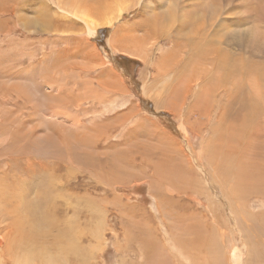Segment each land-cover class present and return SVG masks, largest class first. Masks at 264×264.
I'll return each instance as SVG.
<instances>
[{"label":"rangeland","instance_id":"obj_1","mask_svg":"<svg viewBox=\"0 0 264 264\" xmlns=\"http://www.w3.org/2000/svg\"><path fill=\"white\" fill-rule=\"evenodd\" d=\"M41 1L6 0L3 7L7 8V12L0 24V191L5 194L16 193V199L14 197L7 204L9 212H6V207H0V252L4 254L1 255L0 264H12V254L21 257L19 264H46L47 256L54 254L52 248L51 252L46 250L51 247L58 229H63L65 224L70 227L72 234L79 237L76 236L80 250L77 255H66L67 259H63L60 264H164L162 262L166 259L167 264H232L229 254L233 246L242 247V234L245 239H249L246 255L250 263L260 264L259 260H264V219L260 216L264 211L257 210H264V201L247 200L256 213H262L257 216L261 220L254 217V223L242 217L239 222L241 226L237 225L241 230L233 226V220L227 219L229 212L226 207L216 206L215 212L220 209V214L223 212L224 216L221 229L217 225L213 229V224L209 222L208 225H199L203 228L201 231L198 225H187L181 220L180 214L176 213V200L175 208H172V202L165 199L162 193L172 195L173 190L184 185L187 175L184 172L187 171V164H190L189 158L203 135L210 134L214 143L222 140L221 144L229 148L226 145L228 140L239 132L245 133L247 137L244 138L256 146H253L256 153L253 151L250 157H259L264 162V129L252 131L261 120L264 123V118L253 119L255 123L251 117L242 120L245 122L233 121L234 129H223V133L221 126L227 121L216 123L215 112L210 118H199L198 121L194 120V114L187 113L192 116H189L190 124L183 132L179 126L180 117L166 109L163 103L156 105L151 93L142 89L155 71L153 64L159 55L157 48L162 45L165 50L170 49L172 42L169 37L157 38V43L149 48V57L148 53L144 59L135 58L128 51L135 48L138 42L128 35L124 36L121 33L123 30L117 36L121 38L118 39L119 44L113 46L109 40L114 28L122 22L129 26L128 31L131 30L135 20L131 17L138 13V9L131 15H124L112 27L99 28L94 36H81L84 39L81 42L78 34L82 33L83 23L58 7L53 0H44L52 8L49 10L50 16L44 17L48 10ZM153 1V5L159 7L164 3L161 0ZM208 1L218 4V9L224 7L221 14L228 18V25H234L241 14L264 33V12L261 11L264 0ZM243 2L246 5L243 6ZM130 33L142 39L147 47L154 39L147 28ZM263 43L256 44L258 47L255 45L251 51L240 47L243 53H247L248 68L259 64L262 67ZM119 47L124 49L123 52ZM92 48L98 60L91 55ZM251 106L249 104L247 110ZM248 127L251 131L247 130ZM242 128L244 131H241ZM215 150H219V147ZM260 151L263 153H258ZM243 152L244 149H241V157L245 158ZM215 159L212 160L213 164L216 163ZM165 187L172 190H165ZM184 195H179L181 202L187 199ZM2 203L0 201V205ZM204 205L194 203L193 206L203 210ZM48 207L53 208V214L48 211ZM45 208H48L47 212ZM14 211L19 213L15 222ZM22 216L26 217V221ZM20 218L25 225L20 223ZM63 219L64 227L61 226ZM21 224L35 230L47 227L43 228V236H37V241L46 247L38 246L44 252L41 258L23 260V249L21 246L19 248ZM205 228L213 232L215 230V239L220 241L218 233L223 231L225 234V241L218 242L220 247L223 246L221 253H218L220 247L216 245L214 249L211 247L214 250L212 252L208 246L178 248L167 241L168 232L186 238V234L188 237L192 235L191 230L198 235ZM243 228H249V237ZM153 236L156 240L152 239ZM149 239L153 240L151 244ZM142 241L148 244L144 245ZM10 242L11 245H8ZM188 247L189 252L186 251ZM146 249L148 252H145ZM215 250L217 255H214ZM215 259L219 261L215 263ZM15 261L14 258L13 264Z\"/></svg>","mask_w":264,"mask_h":264},{"label":"bare ground","instance_id":"obj_2","mask_svg":"<svg viewBox=\"0 0 264 264\" xmlns=\"http://www.w3.org/2000/svg\"><path fill=\"white\" fill-rule=\"evenodd\" d=\"M53 1L56 5H58V7L62 8L66 13L75 16L79 21L83 23L84 28L82 30V33L78 34V37H79L78 40L81 42H83L84 40L83 38H81V36L84 38L86 35H89V34L90 35L88 37L94 36L96 35L99 28H103L105 26L112 27L113 24L116 25V23L119 22L120 19L124 15H127V14L131 15V13L135 12L136 9H138V13H134L132 17L130 16L131 18L135 19L133 24H131L132 28L130 31H134L140 28H142L143 30L147 28V30H149L152 33V38H154L153 41H151L149 44V47H147L146 44L143 43V40L138 38L137 35L131 34L130 31H128L129 26L125 22H122L118 24L112 31L113 34L109 41L111 42L113 46L120 43L119 40L121 38L119 39V37L117 38V36H119L118 33L123 30L121 33L124 34V36L128 35L127 37L135 39V42L136 41L138 42V45L135 46V48L133 49L131 48L130 51H133V52H130V51L128 52L130 54H133L135 58L137 57V58L144 59V57H146V55L150 51L149 48L153 46L157 38L161 37L165 39V37H169L168 39H170L172 42L170 49L165 50L162 47V45H160L157 48L156 52L159 53V55L157 56V59L154 62V64L152 63L153 65H155V68H154L155 71L149 83L145 86H142V89L144 91L147 90L149 91V93H151L152 95L151 97H153V100L156 103V105H158V103H163L166 109L173 112L176 115V117L177 116L180 117L181 122L179 126L183 132L186 131L187 126L190 124L189 116L190 117L192 116L191 114H187V113L194 114L195 115L194 120L198 121L199 118H205V117L210 118L213 112H215L214 118L217 121L216 123H220V121L223 122V120L227 121L226 123H224L223 126H221L222 131L223 129L225 130H230L231 128L234 129L233 121H236V120L242 121L243 119L244 120L247 119V117H251L252 122L255 123L253 119L264 118V61H262V67H259L260 65L259 64L257 65L258 67L253 65L252 67L248 68L247 66L248 62H246L247 53H243V49H245V51L250 50L256 44H261L264 41V37H263L264 33L258 27L250 24L249 19L244 17L245 15L240 14L239 19L236 21L234 25H228L227 24L228 18H226V16H222L221 14V10L224 7H222V9L221 8L218 9V6H219L218 4L216 3L213 4L212 2L208 0H161V1H164V3L160 7L157 5H153L152 0H124V1H120V0H90V1L53 0ZM65 1H67L69 4ZM5 3H6V0H3L2 5H0L1 6L0 7V24H2V22L4 21V20H1L2 16H4V14L7 12V8L3 7ZM41 3L45 4L48 10V12L45 13L43 16L44 17L50 16L49 10H51L52 8H50L44 0H42ZM242 5L244 6L246 4L244 3ZM155 6H157V9ZM99 11L101 12L100 15L98 14ZM261 11L264 12V6L261 7ZM255 12H257V10ZM59 15H62L65 17V15L63 14H59ZM136 17L138 20H136ZM128 47L129 45H127V48ZM240 47H242L243 49ZM256 47L258 46L256 45ZM118 49L121 50L122 52L124 50V49H121L120 47ZM93 51L91 52V55H94L98 60L99 57H97L98 55L95 49H93ZM150 54L151 52L148 54V57L150 56ZM87 55H89V52ZM218 96H220V99H218ZM186 101H188V103ZM185 102L187 104L186 106H185ZM249 104H252V106L249 108L250 110H247ZM216 108L218 109L216 110ZM242 122H245V121H242ZM248 122L249 121H247V123ZM259 128L264 129V123L262 120L261 122H259L257 125L254 126L252 131H256ZM247 130L251 131L249 127ZM241 131H244V128H242ZM223 133L225 132L223 131ZM234 133L235 131L233 132V134ZM239 133L237 134L236 132L238 136L235 135L233 139L228 140L229 142L226 145L229 148H226V146H224V143L221 144L222 140L218 143L217 142L214 143L213 137L210 134L206 135L205 137L204 135L201 136L199 138L198 146L195 149H193L192 156L189 158L190 164H187V168L185 169V171L187 170L186 171L187 173L184 172V174H187V175L185 177L186 181L184 178L182 179L183 181H185L184 185L181 188L173 190L174 193L172 192L173 193L172 195H169L170 193L169 194L168 193L165 194V192L162 193L163 195H165V199L167 198L170 202H172L171 203L172 208H175V207L177 208L176 209V213L178 212L177 215L180 214L179 218H181V220H184L187 225L196 224L198 225V227H200L199 225H203V224L208 225L210 222L211 224H213V229H214V225H217L220 228V224L222 220L224 219V216L222 215L223 212L220 214V211H219L220 209L217 212H215V210H217L215 208L216 206H219L220 208L226 207L229 212V214L227 215V219L233 220L232 222L233 226H236L238 228L239 226H241L239 225L241 224L239 222L242 220V217L249 221H253V220L255 221L254 217H256L258 220H261L260 219L261 217L258 218L257 216H259L262 213H258V212L256 213L255 212L256 210L250 207L247 200L254 199L260 202L264 201V162L259 157L256 159H253L252 157H250V155L253 154V151H254L253 148L256 146L251 145V143L248 142V140L244 138V137H247V134L245 133L241 134V132ZM251 135L249 134L248 136H251ZM244 139L246 140L245 142H244ZM188 143H189V140H188ZM217 147H219V150L216 151L215 149ZM241 149H244L243 153H245L244 154L245 158L244 156L241 157ZM257 149L255 148V150ZM261 152L263 153V151H260L258 153H261ZM194 155L196 157H193ZM214 157H216L215 164H213L212 162ZM198 160L202 163V165L199 163ZM156 180H159V179L157 178ZM172 189L165 187V190L171 191ZM15 194L16 193H12V192L5 194L4 191L3 192L0 191V201L3 202L2 205H0L1 209L2 208L5 209L6 207L5 209L6 212L10 211V209L7 208V204L8 202L11 203V200H13V198L15 197ZM179 195H184L187 199L181 202V198L179 197ZM189 197L192 198L193 200H190ZM175 200L178 206L174 205ZM234 200H236V202H234ZM194 203L195 205L205 204L202 207L203 210H199L201 208L199 209L195 208L196 206L195 207L193 206ZM11 206L13 207L14 205L11 204ZM48 208H45L46 212H47V209L49 212L53 211L52 207H48ZM262 209L257 210V211H264ZM167 213L169 214V211ZM174 214H175V211H174ZM14 216L15 218H13V220L15 222L19 216V213L16 212ZM260 216H263V219H264V214ZM22 218H24V220L26 221L25 216L24 217L22 216ZM58 218L56 219V221L58 220ZM65 219L62 220L63 223L61 226L65 224L64 223ZM244 219L243 221H245ZM70 220H72V218H70ZM49 221L51 220L49 219ZM21 222L23 225H25L22 219L20 223ZM51 223L53 224L52 221ZM51 223H49L50 226H52ZM68 223H69V220H68ZM22 224L21 226H19V248L21 246V248L23 249V253H22L24 255L23 260L26 262L34 257L36 259L41 258L44 252H42L40 247L38 246L42 247L44 245L37 241V236L39 235L40 237L42 234H44L45 232L43 230L44 227L41 228L42 230L41 229L35 230V228L33 227H30L27 229V227L22 226ZM69 224L68 226H70ZM46 225L48 226V224ZM147 225H146V228H147ZM66 226L67 225L65 224V227ZM65 227L63 229L61 228V230L58 229L59 231L57 235L55 234L56 235L55 239L53 240L52 244H50L51 247L47 248L46 250L47 252L48 250L49 252H51L52 250L50 251V248H52L54 250V254L52 253L53 255L47 256L46 258L47 262H45L46 264H60V262L63 259L64 260L67 259L66 255H68L69 253L70 254L75 253L76 255L79 254L78 251L80 250V247L77 245L78 236L72 234L70 227H66V228ZM45 228L47 227L45 226ZM201 228L202 227H200V229ZM52 230L50 231L52 232ZM84 230L85 229H83V233H84ZM248 230L249 228L243 231V232H247L246 234L247 237L250 236L249 235L250 233L248 234ZM219 231H222V230H219ZM191 232H192L191 233L192 235L188 237L189 235L186 234L187 235L186 238H182L181 235L179 236V235L172 234V232H168L167 241L171 242L174 247L186 248V246L191 245L192 249L194 248V245L198 247H202V248L203 247L206 248V246H208L210 249L211 247L214 249L216 248V246L219 248L220 246L218 242L223 243V241H225V234L223 233V231L218 233V236L221 239V241L219 239H215V234H214L215 230L213 232L210 230H206L205 228L203 233L200 232V234L198 235L195 234L196 231H194L195 232L194 233L191 230ZM183 234H185V232H183ZM47 236H45V238ZM153 238L155 239V236H153L152 239ZM243 238L244 237L242 234L241 236V239L243 241L242 247L237 248L236 245L233 246L234 248L229 254L232 264H251L249 261V257L247 258V255H246L247 248H248L247 240L249 241V239H245V238L243 239ZM149 240H146V241H149ZM152 241L153 240L149 241L150 244L152 243ZM142 242L144 244V241ZM146 243L148 244V242ZM155 244H157V242H155ZM248 244L250 245V243ZM0 245L2 246V244ZM8 245H11V242ZM17 245L16 247H18ZM214 245L216 246L213 247ZM83 247L84 246H82V248ZM222 247L219 248L218 253H221L220 249ZM45 248H42V250H44ZM263 248L264 247H262V249ZM147 249L146 251L145 250L143 251L148 252ZM8 250L12 251L11 248H9ZM186 251L189 252V247ZM213 251L214 250H212V252ZM84 252H82V254H84ZM214 253H216L214 255H217L216 250ZM1 255H4L2 251L0 252V259L2 258ZM15 255L18 256V254H15ZM150 255L151 254H149V256ZM209 255H211V253H209ZM151 256H153V254ZM250 256L251 257L253 256L252 252L250 253ZM10 257H12L13 261H14V258L17 260L15 261L16 262L15 264H19V259L21 257L19 258L18 256V258H16L15 256H13V254L12 256L10 255ZM235 258H236V261H234ZM69 260L70 259H68V261ZM166 260L165 262H162V263L167 264ZM216 260L218 259H215V261ZM13 261H12V264H13ZM79 261H82V260H79ZM253 262L255 263V261ZM83 263L85 264V262ZM215 263H217V261ZM259 263L264 264V260L262 261L259 260ZM217 264H221V263H217Z\"/></svg>","mask_w":264,"mask_h":264}]
</instances>
